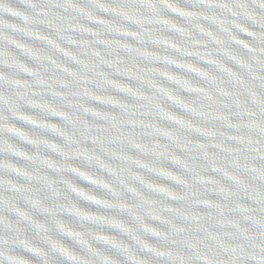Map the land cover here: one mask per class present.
<instances>
[{
    "label": "water",
    "instance_id": "95a60500",
    "mask_svg": "<svg viewBox=\"0 0 264 264\" xmlns=\"http://www.w3.org/2000/svg\"><path fill=\"white\" fill-rule=\"evenodd\" d=\"M0 264H264V0H0Z\"/></svg>",
    "mask_w": 264,
    "mask_h": 264
}]
</instances>
